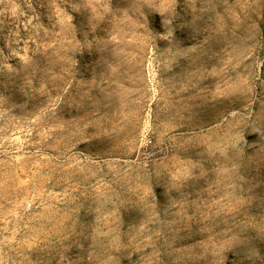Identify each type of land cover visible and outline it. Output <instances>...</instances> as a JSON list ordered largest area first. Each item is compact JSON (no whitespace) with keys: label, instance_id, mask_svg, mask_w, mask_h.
Returning <instances> with one entry per match:
<instances>
[{"label":"rangeland","instance_id":"rangeland-1","mask_svg":"<svg viewBox=\"0 0 264 264\" xmlns=\"http://www.w3.org/2000/svg\"><path fill=\"white\" fill-rule=\"evenodd\" d=\"M0 264H264V0H0Z\"/></svg>","mask_w":264,"mask_h":264}]
</instances>
